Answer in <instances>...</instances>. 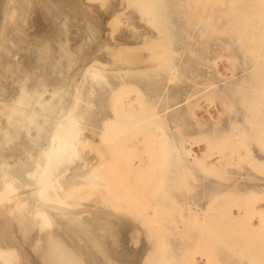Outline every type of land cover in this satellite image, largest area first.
Returning a JSON list of instances; mask_svg holds the SVG:
<instances>
[{"label": "bare ground", "instance_id": "bare-ground-1", "mask_svg": "<svg viewBox=\"0 0 264 264\" xmlns=\"http://www.w3.org/2000/svg\"><path fill=\"white\" fill-rule=\"evenodd\" d=\"M210 1L0 0V264H201L197 254L204 264H264V197L234 177L245 165L264 174L252 147V135L264 136L263 106L254 97L259 93L264 105V0H237L232 7L241 25L236 33H245L229 49L242 44L250 68L243 93H226L202 77L186 95L187 114L169 120L149 117L148 96L124 87L111 96L115 87L105 93L104 87L98 104L113 97L112 117L99 116L100 132L86 134L97 86L109 73L151 81L150 70L158 76L156 68L177 56L169 51L177 35L160 25L162 6L189 36L206 21ZM199 33L205 37L206 26ZM221 58L229 72L243 64ZM168 73L172 80L175 73ZM201 101L220 115L229 112V127L215 122L204 131L208 123L199 111L214 116ZM187 116L204 132L190 134ZM179 202L188 215L179 221L183 228L174 218L171 226L187 250L170 243L159 218Z\"/></svg>", "mask_w": 264, "mask_h": 264}, {"label": "rangeland", "instance_id": "rangeland-1", "mask_svg": "<svg viewBox=\"0 0 264 264\" xmlns=\"http://www.w3.org/2000/svg\"><path fill=\"white\" fill-rule=\"evenodd\" d=\"M227 2V3H226ZM239 2L240 1H238V4H239ZM226 3V4H225ZM225 3H224V0H211L210 1V3H209V6H208V8H207V15L208 16H206V21H203V19H201V20H199V22H198V28H196L195 30L193 29V28H190L189 29V32H190V35L189 36H186V34H185V31H182V25H183V23H181L180 21H179V19L177 18L176 19V17H174V16H172V17H170V15H169V11H168V8H166L165 6H162L163 8L162 9H164V10H162V12L164 13V15L165 16H163V17H161L160 18V25L163 27H161L162 29H163V31H167V30H169L170 32H172V33H174V34H176L177 36H176V42L173 44V46H171V48L169 49V51L170 50H175V51H177V56H175L174 57V59L170 62H167L166 64H164L163 66H162V68L161 67H158V68H156V72L158 73V76H156V77H153V75L155 76V74L154 73H152L151 72V70L149 71V75L151 76V78H152V80L150 81L149 80V78L146 76V79H148L149 81H148V83H147V80L145 79V77H143L142 79L141 78H138V75L137 76H133V74L131 75V76H124L123 78H121V79H119L118 77H115V76H113V74L112 73H109L108 74V77H107V79L106 80H101L100 81V85L99 86H97V97H96V99H95V104H96V106H95V108H93V110H92V112H93V115H92V120L90 121V124H89V126H88V128H87V130H86V134H91L92 132V134H95L94 136H96V134L98 133V132H100V128H101V126L100 125H103L102 123H104L103 121H105L106 119H104V118H106L107 117V119H108V116H109V118H111L112 117V114H111V112H112V106H111V104H109V103H111L112 102V105H113V97H110V98H112V100L111 101H109L110 100V98L108 99V103H107V101L104 103V105L102 104L103 103V101H100V104H98L99 103V99L101 100H103V97H101V95L103 96V92L105 93V92H107L108 90H112L111 88L113 87L114 89H115V91H114V89H113V91H111V93L110 94H112L111 96H113V95H115L118 91H121V89H122V87H124L122 90H124L125 91V89H126V91L128 90H130V91H133V92H136V93H139L140 92V94L142 95L143 94V96H145L144 98H146L147 96V98H146V101L147 102H149V101H152V102H150L151 104H147V107H148V110H150L149 108L151 107V110L148 112L149 114V117L150 118H154V119H162V117H163V119H169V120H171L172 119V117L174 118L176 115H185V114H187L186 112H185V110H187V100H186V98H187V96L186 95H188V94H190L191 93V91L195 88V84L197 83V82H200V83H197V84H201L202 83V79H203V81H204V79L205 80H212V78L217 82V84L219 85V87L220 86H222L221 87V89H224V91L226 92H228V90H231L230 92L232 93V95L233 94H236V93H238V91L237 90H239V92H244V88L245 87H248V83L249 82H247V81H245V79H243L242 77H243V75H245L246 73H249L250 72V68H249V62L248 63H246L245 61H244V59H243V56L245 55L244 54V52L241 50V48H243L244 46L242 45V44H240V45H236L235 46V44L232 46V49L230 50L229 49V46L230 45H232L236 40H238V39H242V37H244V33L245 32H241L239 35H238V33H236L237 32V29L238 28H240L241 27V25H240V22L239 21H237V17H238V13L237 12H235V11H233L232 10V7H233V3H237V0H225ZM217 6V7H216ZM235 6V5H234ZM210 7V8H209ZM221 8V9H220ZM213 9H216L217 11H216V16L214 17L213 15H212V11H213ZM218 9H219V12H218ZM256 9H258V8H256ZM256 9H254V11L253 12H257V10ZM259 12V11H258ZM167 14H168V16H167ZM221 17H223V18H221ZM231 17V19H230V21L228 20V18H230ZM169 18V19H168ZM172 18V19H171ZM162 19V20H161ZM168 19V20H167ZM215 19V20H214ZM174 20V21H173ZM223 20H224V22H223ZM228 20V21H227ZM162 22V23H161ZM168 23V24H167ZM223 24V27H222V30L224 31V32H226V35L224 34V35H220V29H219V26H221L220 24ZM167 24V25H166ZM172 25V27H171V25ZM213 24H215V25H213ZM247 25H248V27H252V26H254L255 25V23L254 22H252V21H248L247 23H246ZM164 25V26H163ZM180 25V26H179ZM168 26H169V28H171V29H169L168 28ZM201 26H206V29H207V32L208 33H206V36L205 37H199V35H200V29H201ZM164 27H165V29H164ZM200 28V29H199ZM179 29V30H178ZM192 29V30H191ZM244 29V28H243ZM173 30V31H172ZM176 31V32H175ZM192 31V32H191ZM197 31V32H196ZM241 31H243V30H241ZM178 32H183L184 34H182V33H178ZM178 33V34H177ZM197 35H196V34ZM212 33H215V36L212 34ZM183 36H182V35ZM179 35H181V36H179ZM195 35V36H194ZM197 36V37H196ZM221 37V39H220V37ZM178 37V38H177ZM222 37H224L223 39H222ZM184 38H186V40L184 39ZM179 39V40H178ZM190 39V40H189ZM195 39V40H194ZM218 39V40H217ZM180 41V42H179ZM186 42V43H185ZM188 42V43H187ZM217 42H218V44H217ZM219 42H221V43H219ZM180 43H182V44H180ZM193 43H194V45H193ZM232 43V44H231ZM185 47H184V46ZM193 45V46H192ZM213 45V46H212ZM222 45V46H221ZM223 45H224V47H223ZM177 46V47H176ZM192 46V47H191ZM220 46V47H219ZM131 48H132V46H130ZM175 47V48H174ZM203 47V48H202ZM189 48H192L193 49V54L191 53H189ZM195 48V49H194ZM199 48H200V51H198L199 50ZM188 49V50H187ZM203 49H205L204 51H203ZM207 49H208V51H207ZM210 50H213V51H210ZM215 50H217V51H219V52H217V51H215ZM222 51V52H221ZM201 52V54H199ZM202 52H203V54H202ZM221 53V54H220ZM180 54H182V56L180 55ZM216 54V55H215ZM180 55V56H179ZM206 56V57H204V56ZM215 55V56H214ZM221 55V56H220ZM232 56V59L234 58L235 60L237 59V58H239V60H240V62L242 61V63L243 64H235V66H238L237 68H236V70L234 69V70H232L231 72H229V70H227V68H230L231 66H230V64H229V62L226 60V59H222L221 57L222 56H224V57H226V56ZM202 56V57H201ZM188 57L190 58V59H188ZM197 57V58H196ZM203 57H204V59H203ZM198 58L200 59V60H198ZM176 59V60H175ZM186 62H185V61ZM196 60H197V62H196ZM202 60V61H201ZM217 60H218V62H220L219 63V67H220V71L222 72V74H224L223 76L222 75H219L218 74V70H217V68H216V66H215V62H217ZM175 61V62H174ZM187 61H190V62H187ZM205 61V62H204ZM199 62H200V64H199ZM202 62H204V63H202ZM178 63V64H177ZM190 63V64H189ZM198 63V64H197ZM202 64L204 65V66H202ZM211 64V65H210ZM195 65H197V66H195ZM234 65V64H233ZM183 66V68H181ZM209 66V67H208ZM211 66V67H210ZM214 67V70H213V67ZM165 67H167V68H165ZM179 67V68H178ZM187 67V71H188V73H186L187 71L185 70V68ZM196 67H198L199 69H196ZM208 67V68H207ZM165 68V69H164ZM189 68V69H188ZM193 68H195V70L197 71V72H199V73H197V72H195L194 70H193ZM203 68V69H202ZM169 69V70H168ZM183 69V70H182ZM191 69V70H190ZM209 69V70H208ZM245 69H246V71H245ZM162 70V71H161ZM172 70V72H174L175 74H174V76H173V79L171 80L170 78H171V76H169V73H168V71L170 72ZM199 70V71H198ZM208 70V71H207ZM183 71V72H182ZM195 73H194V72ZM182 72V73H181ZM193 72V73H192ZM201 72L203 73V72H207V74H201ZM211 72H213L212 74H214L215 75V78H214V76H212L211 75ZM215 72V73H214ZM164 73H165V75H164ZM181 73V74H180ZM234 73H236V75H233V76H231L230 78L228 77V75H232V74H234ZM151 74H153V75H151ZM186 74V75H185ZM194 74H198V76H196V75H194ZM210 74V75H209ZM167 75V76H166ZM178 75V76H177ZM180 75V76H179ZM189 75V76H188ZM202 75V76H201ZM113 77V78H111V77ZM164 76V77H163ZM169 76V77H168ZM190 76H191V78H190ZM209 76H211L209 79H207ZM134 77V78H133ZM157 77L158 78H161L162 80L160 81V80H158V81H155L156 79H157ZM169 78V80H168V78ZM182 77H184V78H182ZM193 77H194V79H193ZM196 77V78H195ZM202 77H205V78H202ZM127 78H129V79H127ZM155 78V79H154ZM181 80H183V81H179L180 79ZM117 80V82H116V80ZM133 81H136V82H133ZM137 79V80H136ZM145 79V80H144ZM164 79V80H163ZM167 79V80H166ZM219 79H221V81L219 80ZM230 79H231V82H230ZM115 80V81H114ZM121 82H120V81ZM125 80H127V81H125ZM139 80H141V81H139ZM143 80V81H142ZM166 80V81H165ZM177 80L179 81L178 83H177ZM185 80H187V82L185 81ZM189 80V81H188ZM201 80V81H200ZM219 80V81H218ZM225 80V81H224ZM228 80H229V82H228ZM124 81V82H123ZM146 81V82H145ZM153 81H154V83H153ZM162 81H164L165 82V84H164V82L162 83ZM192 81V82H191ZM130 82H133L132 84L130 83ZM140 82V83H139ZM155 82H156V84H157V86H156V84H155ZM158 82V83H157ZM161 82V83H160ZM185 84H184V83ZM247 82V83H246ZM130 83V84H129ZM135 83V86L136 87H134V84ZM138 84V87H137V84ZM144 84V85H142L143 87H145V89L147 88V86H148V88H150V90H151V88L153 89L152 90V92L149 90V89H144L143 87H141V84ZM151 83H153V85L151 84ZM190 83V84H189ZM195 83V84H194ZM239 83V84H238ZM126 85V87L124 86V85ZM147 84H149V85H147ZM158 84H160L159 86H158ZM163 84V85H162ZM170 84V85H169ZM184 84V85H183ZM188 86H187V85ZM108 85V86H107ZM162 85V86H161ZM191 85V87L189 88V86ZM194 85V86H193ZM151 86H154V88L153 87H151ZM164 86V88H162ZM166 86V87H165ZM170 86H172V87H170ZM188 87V89H185V88H187ZM193 86V87H192ZM104 87H109L108 89H106V90H104ZM117 87H118V89H117ZM131 87V88H130ZM139 87H141L139 90H138V88ZM173 88H175V89H173ZM104 90L103 92L101 91V90ZM156 89V90H155ZM162 89V90H161ZM163 89H164V91H163ZM191 89V90H190ZM138 90V91H137ZM143 90H145V91H143ZM155 90V91H154ZM161 90V91H160ZM172 90V91H171ZM117 91V92H116ZM149 91V92H148ZM160 91V92H159ZM181 91H183L184 93H182ZM186 91V92H185ZM155 92V93H154ZM160 93V94H157V93ZM161 92H162V94H161ZM226 92V93H227ZM113 93H115V94H113ZM151 93V95H149ZM153 93H154V95H153ZM182 93V94H181ZM188 93V94H187ZM155 94H157V95H155ZM175 94H176V96H175ZM179 94V95H178ZM178 95V96H177ZM181 95H183V96H181ZM150 96H152L151 98H150ZM166 96V97H165ZM186 96V97H185ZM236 96V95H235ZM161 97V98H160ZM185 97V98H184ZM255 99H256V103H257V105L261 108L262 106V110L264 111V105H263V101L261 100L262 98L260 97V94L259 93H257V94H255ZM160 100H159V99ZM165 98L166 99H168V101L166 102V100H165ZM184 98V99H183ZM158 99V100H157ZM164 99V100H163ZM181 99V100H180ZM183 99V100H182ZM145 100V99H144ZM170 100L172 101V102H170ZM264 100V99H263ZM98 101V102H97ZM161 101L163 102L162 104H160L161 103ZM175 101V102H174ZM186 101V102H185ZM262 101V102H261ZM175 103V105H174V103ZM106 103L107 104H109V105H106ZM176 103H178V104H176ZM186 103V104H185ZM262 103V104H261ZM173 104V105H172ZM99 105V106H98ZM100 105L102 106V107H100ZM151 105V106H150ZM154 105V106H153ZM156 105V106H155ZM170 107H169V106ZM201 105H202V107H203V109L204 110H210V113H211V115H213L214 116V119L213 120H210L209 119V116L206 114V112L205 111H199V113H198V115H199V117H201L204 121H206L208 124H207V126L205 127V128H203V130L205 131L206 130V128H212V126L214 125V123L215 122H217L218 123V125H220L221 127H224L225 129H227L228 127H229V122H230V117H229V112L227 113V111L226 112H224L223 114H224V116H222V115H220L219 113H218V111L216 110V108H214V107H211L210 105H209V103L208 102H205V101H201ZM244 105H245V103H242V105L240 106V105H238V107H242L241 109H239L240 111H243V107H244ZM103 106H104V108L107 106V108H105L106 109V111H108L107 113H106V111L104 110V108H103ZM109 106V107H108ZM150 106V107H149ZM163 106H164V108H163ZM210 106V107H209ZM152 107H155V108H153L154 109V111L152 110ZM158 107H160V108H158ZM184 107V108H183ZM218 107H219V109L220 110H222L221 109V107H220V105L218 104ZM108 108H109V110H108ZM165 108H167V109H165ZM211 108V109H210ZM249 108V107H248ZM95 109V110H94ZM98 109V110H97ZM103 109V110H102ZM158 109H159V111H158ZM178 109V110H177ZM182 109H185L184 111H182ZM157 110V111H156ZM167 110V111H166ZM170 110V111H169ZM180 110V111H179ZM216 110V111H215ZM95 111V112H94ZM99 113V115H98V113ZM100 111V112H99ZM105 111V113H103ZM111 111V112H110ZM236 111H238V110H236ZM102 112V113H101ZM168 112L170 113V114H168ZM173 113H174V115H173ZM177 113V114H176ZM183 113H185V114H183ZM217 113L219 114V115H217ZM95 114V115H94ZM107 116H106V115ZM154 114H156V116L154 115ZM168 114V115H167ZM98 115V116H97ZM101 115H102V117H101ZM103 115L104 116H106V117H104L103 118ZM163 115H165V117L163 116ZM173 115V116H172ZM103 119V121H102V119L100 118V117ZM155 116V117H154ZM158 116V117H157ZM218 116V117H217ZM98 117V118H97ZM160 117V118H159ZM171 119H170V118ZM186 117V116H185ZM188 118H189V116H187V120H188ZM219 118H220V120H219ZM243 118V117H242ZM238 119V118H236V119H238V120H245V118L244 119ZM191 119V120H190ZM99 120H100V123H98L99 122ZM209 120V121H208ZM217 120V121H216ZM227 120V121H226ZM264 120V119H263ZM95 121V122H94ZM189 121H190V123L191 124H189V126L192 128L191 130L189 129V131H191V133L188 131V133H190V134H199L201 131L202 132H204L203 130H200V132H197V131H199V128L196 126V124H194L195 123V121L193 120V118L192 117H190L189 118V120H188V123H189ZM214 121V122H213ZM222 121V123H220ZM225 121H226V123H225ZM91 122H93L92 124H94V125H92L91 124ZM102 122V123H101ZM192 122H194V123H192ZM224 122V123H223ZM98 123V124H97ZM228 123V124H227ZM96 124V125H95ZM100 124V125H99ZM192 124H193V127H192ZM222 124L223 125H225V126H222ZM92 125V126H91ZM208 125H210V126H208ZM96 126V127H95ZM173 126H175V124H173V123H171V128L173 127ZM248 126H250V124H248ZM89 127H91V128H89ZM94 127V128H93ZM255 127V130H257L258 129V126H254ZM197 128V129H196ZM260 128V127H259ZM94 129H96V130H94ZM175 127H173L172 128V130L173 131H175ZM99 130V131H98ZM196 130V131H195ZM259 130V129H258ZM90 131H92V132H90ZM170 133H171V131L170 132H168V134L170 135ZM252 144H253V149H254V152H255V155H256V162H258L259 164H261L262 166H264V136H261L260 135V133L258 134V133H256L255 134V136H253L252 135ZM228 154L226 153V156H227ZM246 167L248 168V172H246ZM233 169H235V170H237V168H233ZM243 170H245V171H243ZM237 174V175H236ZM246 175V176H245ZM241 176H244V178L242 177L241 178ZM234 177H236L238 180H239V182L240 183H242V184H244L245 185V187L244 188H246V185H248V186H252V187H254V188H256L257 189V191L260 193V195L262 196V197H264V174L263 173H261V172H258V171H255V170H253V165H245L244 166V168L243 169H241V170H239V171H236L235 173H234ZM217 180V178H214V177H210V180ZM208 183V182H207ZM209 184V183H208ZM199 203H200V205H201V207H205V204L207 203V201L205 200V199H203V200H199L198 201ZM179 203H181V202H179ZM179 203H178V205L177 204H175L177 207H176V210H172V211H169V213L168 214H166V215H164L163 213H161V214H159V218H160V220H162V225L164 226V224L166 225V228L165 229H167L168 228V231L166 232V235L169 237V241H170V243H174L175 244V246H179V244H178V242L179 243H181L180 245H181V247H182V249L183 250H187V244L185 243V239L184 238H182V236H180L179 234H175L176 232H174L173 230H172V226H171V220H172V218H174L175 220H176V222L178 223V226L179 227H182L183 228V225H181L182 223H180L179 221H180V219H181V217L182 216H186V215H188L187 214V211H185V210H183L184 208H185V204L184 203H181V205L180 206H182V207H180L179 206ZM260 204V203H259ZM179 206V207H178ZM178 208V209H177ZM182 208V213L180 212V211H178V210H180ZM237 212V211H236ZM152 216V215H151ZM176 223V224H177ZM180 223V224H179ZM171 227V228H170ZM169 229H171L170 231H169ZM181 237V238H180ZM184 239V240H183ZM181 240L183 241V242H181ZM173 241V242H172ZM182 243L185 245H182ZM184 246V247H183ZM180 247V246H179ZM197 257L199 258V260H200V263L201 264H204L205 263V261H206V259L204 258V257H200V254H197Z\"/></svg>", "mask_w": 264, "mask_h": 264}]
</instances>
